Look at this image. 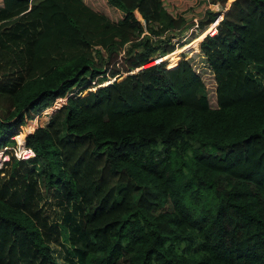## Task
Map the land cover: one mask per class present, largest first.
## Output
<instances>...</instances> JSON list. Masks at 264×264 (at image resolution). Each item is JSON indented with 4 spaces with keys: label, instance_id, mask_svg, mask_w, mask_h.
<instances>
[{
    "label": "trees",
    "instance_id": "1",
    "mask_svg": "<svg viewBox=\"0 0 264 264\" xmlns=\"http://www.w3.org/2000/svg\"><path fill=\"white\" fill-rule=\"evenodd\" d=\"M197 1L0 0V149L65 98L24 135L32 156L5 149L0 264H58L42 186L79 215L80 264H264V0ZM195 39L212 99L173 55ZM86 80L105 84L69 93Z\"/></svg>",
    "mask_w": 264,
    "mask_h": 264
},
{
    "label": "rangeland",
    "instance_id": "2",
    "mask_svg": "<svg viewBox=\"0 0 264 264\" xmlns=\"http://www.w3.org/2000/svg\"><path fill=\"white\" fill-rule=\"evenodd\" d=\"M164 1H172L175 4L182 5V6L190 1H193V5H198L197 0H164ZM228 1L229 0H226V3L224 6L219 5L217 2L210 3V2L205 1L201 9L205 8V9H210L211 11H219V14H221L220 12L226 7V5L228 4ZM184 14L186 17L189 16L188 19L191 20V23H189V27L186 29V31L185 29L182 31L183 37H186V40L188 42L192 38L197 36L198 32L200 31L199 30L200 28L198 26L199 24L197 25V23H198L199 17H201V14H199L198 12H195L192 15L188 13L187 14L184 13ZM136 15L139 16L137 12H136ZM219 17L216 16L215 17L216 19L214 18L212 22H209L207 24L206 29L212 30L213 24L218 21L217 19H219ZM206 32H208V30ZM172 37H173L172 39L175 40L178 36H172ZM182 38L179 37L178 41L179 40L182 41ZM199 39H195L193 43H191L189 46L184 47V49H180V50H177L176 52H173V55L176 56L181 51H185L187 52V54L193 55V59H194L193 65L197 67L199 71L201 72V76L207 85L208 96L210 99H212L211 74L206 68H204V65L202 63L200 56L198 54H195ZM155 55H157V53L154 55H151L148 58L149 61L146 64L150 62H155L154 60ZM121 76L122 75L118 77H121ZM108 80L111 81V79H108ZM86 82L87 83L85 84H91L92 86L77 87L75 85L72 87V90L69 93H80V92L85 93L88 89H93L97 85L105 84L103 82L101 84L95 85V83H91L92 80H86ZM64 100H65L64 96H62L59 99H53L51 102H49L44 107H39L37 110L32 112V114H30L31 116L30 117L28 116L25 119V121L22 123L21 129L18 135L20 134L19 136L24 138V135L26 134V132L31 131L36 125L44 123L51 109H53L57 105H60V103L63 102ZM32 120L35 121V123H32ZM34 167H36L38 171H40L42 167V163L37 162L36 164H34ZM40 184H42L41 180H40ZM41 189H42V197H41L42 201L40 203V208H41L42 214L47 216L49 220L52 219L56 221L60 229L63 230L65 235H67L65 237H61L59 241L51 243L53 255L55 256L58 264H80V253H81V248H82V241L76 232V228L78 227V223H79V215L73 209L72 205L65 204L62 201V198L60 197L58 191L55 188L42 186Z\"/></svg>",
    "mask_w": 264,
    "mask_h": 264
},
{
    "label": "built area",
    "instance_id": "3",
    "mask_svg": "<svg viewBox=\"0 0 264 264\" xmlns=\"http://www.w3.org/2000/svg\"><path fill=\"white\" fill-rule=\"evenodd\" d=\"M214 26V24H213ZM59 99V98H58ZM19 133V132H18ZM18 133L14 134L12 137L14 139V143L3 146L0 149V162L6 158H8V153L5 149L10 150L11 153L16 158H27L33 155V151L29 146H26L23 142V137H20Z\"/></svg>",
    "mask_w": 264,
    "mask_h": 264
},
{
    "label": "water",
    "instance_id": "4",
    "mask_svg": "<svg viewBox=\"0 0 264 264\" xmlns=\"http://www.w3.org/2000/svg\"><path fill=\"white\" fill-rule=\"evenodd\" d=\"M220 17H221V16H220ZM220 17H219V18H220ZM163 58H166V57H163Z\"/></svg>",
    "mask_w": 264,
    "mask_h": 264
},
{
    "label": "clouds",
    "instance_id": "5",
    "mask_svg": "<svg viewBox=\"0 0 264 264\" xmlns=\"http://www.w3.org/2000/svg\"><path fill=\"white\" fill-rule=\"evenodd\" d=\"M215 23H216V22H215ZM215 23H214V24H215Z\"/></svg>",
    "mask_w": 264,
    "mask_h": 264
},
{
    "label": "crops",
    "instance_id": "6",
    "mask_svg": "<svg viewBox=\"0 0 264 264\" xmlns=\"http://www.w3.org/2000/svg\"><path fill=\"white\" fill-rule=\"evenodd\" d=\"M229 2V1H228Z\"/></svg>",
    "mask_w": 264,
    "mask_h": 264
}]
</instances>
